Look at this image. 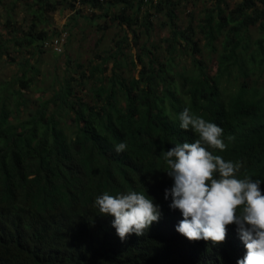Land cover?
Listing matches in <instances>:
<instances>
[{"label":"trees","instance_id":"trees-1","mask_svg":"<svg viewBox=\"0 0 264 264\" xmlns=\"http://www.w3.org/2000/svg\"><path fill=\"white\" fill-rule=\"evenodd\" d=\"M18 1L28 30L7 10L9 36L0 33V58L14 51L10 61L22 74L0 93V264H238L233 225L219 245L176 231L183 216L165 199L174 180L162 152L199 138L180 128L189 108L223 129L227 147L213 154L242 162L237 178L261 180L264 194V0H209L199 13L187 9L197 0ZM76 2L92 10L86 18L96 31L120 26L113 45L87 64L68 59L63 79L42 80L41 99L30 103L26 92L41 75L32 58L57 32L51 12L79 14ZM159 27L166 31L156 39ZM121 142L127 149L117 153ZM133 190L153 198L162 215L144 236L122 241L95 199Z\"/></svg>","mask_w":264,"mask_h":264},{"label":"clouds","instance_id":"clouds-1","mask_svg":"<svg viewBox=\"0 0 264 264\" xmlns=\"http://www.w3.org/2000/svg\"><path fill=\"white\" fill-rule=\"evenodd\" d=\"M57 31V30H56ZM63 32L68 33L61 53L47 45ZM69 31L61 29L43 41V48L63 54L68 45ZM180 128L194 131L195 142L175 144L163 151L168 176L174 184L165 189V199L171 197L170 208L178 209L183 219L176 231L189 241H209L222 244L227 239L228 226L233 225L238 237L234 260L238 264H264V194L261 180L237 178L242 162L225 161L214 150H225L223 129L185 108L179 114ZM127 144L115 146L117 153L126 151ZM95 207L100 215L114 217L112 227L124 241L132 234L144 236L162 212L153 198L142 192L129 191L116 196L108 192L96 197Z\"/></svg>","mask_w":264,"mask_h":264},{"label":"rangeland","instance_id":"rangeland-1","mask_svg":"<svg viewBox=\"0 0 264 264\" xmlns=\"http://www.w3.org/2000/svg\"><path fill=\"white\" fill-rule=\"evenodd\" d=\"M63 1V0H61ZM231 5H235L236 2H239L240 0H228ZM212 1L209 0H197L196 4H189L187 9L192 8L191 12L199 13V11L204 8L205 5H211ZM4 9L0 7V33L4 35V38H8L9 34L6 33L4 25V17L7 16L6 11L10 10L12 15L15 16L16 21H18L16 24L23 27L24 30H28V26L31 23L30 16L24 11V4L22 1L18 0H6L5 1ZM260 6H262L261 3H259ZM60 8L58 10L51 12V18L52 23L50 24V29L53 30H61V29H67L69 33H72V40L71 43L67 45L66 51L63 54H55L52 52V50H46L42 54H39L37 56V60L34 59V56L32 58V62L35 66H38L41 71V75L38 77V79L33 83V85L28 89L26 92L27 96L29 97V102H35L38 99H41V94L36 92V88L41 85V81L45 80L47 84H51L53 79H55L58 75L59 79H63L64 77V70L66 67H68L69 61L70 62H76V61H84L87 64L90 59L89 57H94L95 53H98L100 51H104L102 49L110 48L113 45V36L116 31L120 29V26L118 24L109 25L108 28L102 33L101 31H96L97 27L94 23H91L89 19L86 18V15H93L91 12L92 10L88 7H85L82 4H79V2H76V8L81 10L78 14V11L74 12L72 9L69 8H62L63 6H59ZM188 11L186 10L183 12L182 16H185V14ZM190 14V13H187ZM182 20H185L183 22H186L185 18H182ZM102 24H104L103 20H101ZM99 22V23H100ZM166 29H162L159 27V34H157L156 31V39L158 35H164ZM253 38H257L260 35V30L257 26H252L251 31ZM103 37V39L100 41L102 42L100 45H97L95 42L100 38ZM105 49V50H106ZM34 49L25 50L24 55H33L32 51ZM68 54V57H67ZM23 55V56H24ZM15 52L12 51L10 54V57H14ZM21 56V55H20ZM10 57L8 58H0V93L4 94L6 89L4 87L7 86L9 81H14L18 76L22 75L19 71V62H11ZM205 60L207 61V58L205 57ZM188 60H185L186 62ZM111 65V64H110ZM210 71L212 73H215L217 70V60L213 59L209 61ZM80 90L77 89V92ZM88 86L87 88L81 89L82 93H88ZM37 104V103H36ZM33 105H30V108H32ZM9 108L13 110V112H17L16 106L14 105V102L10 100ZM29 112L24 110L22 112V115L28 116Z\"/></svg>","mask_w":264,"mask_h":264},{"label":"built area","instance_id":"built-area-1","mask_svg":"<svg viewBox=\"0 0 264 264\" xmlns=\"http://www.w3.org/2000/svg\"><path fill=\"white\" fill-rule=\"evenodd\" d=\"M68 33L63 32L59 36L55 37L47 45L51 46L55 52L61 53L64 50L65 43L67 42Z\"/></svg>","mask_w":264,"mask_h":264}]
</instances>
